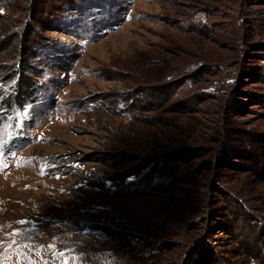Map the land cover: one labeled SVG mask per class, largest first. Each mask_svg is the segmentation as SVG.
Masks as SVG:
<instances>
[{"label": "rangeland", "instance_id": "374dc122", "mask_svg": "<svg viewBox=\"0 0 264 264\" xmlns=\"http://www.w3.org/2000/svg\"><path fill=\"white\" fill-rule=\"evenodd\" d=\"M242 247L264 251V0H0V264Z\"/></svg>", "mask_w": 264, "mask_h": 264}, {"label": "trees", "instance_id": "16d2710c", "mask_svg": "<svg viewBox=\"0 0 264 264\" xmlns=\"http://www.w3.org/2000/svg\"><path fill=\"white\" fill-rule=\"evenodd\" d=\"M71 3V1H68ZM38 4H34L33 9L31 11L38 12V13H51L54 10H60V7H56L55 3L53 2H47V1H42V5L39 8V2H35ZM38 5L37 11H35L36 7ZM20 94V93H18ZM17 94V95H18ZM164 169L162 170V172ZM224 234L227 236H231L233 234V229L231 227H225ZM262 248V247H261ZM263 250L259 251H251V249H248L246 247H242L239 251H236V254L239 255L240 257H243L246 259V264H250L251 262H255L256 264H264V251ZM208 261H206L204 264H217L219 263L218 259H215L214 257L207 258Z\"/></svg>", "mask_w": 264, "mask_h": 264}]
</instances>
